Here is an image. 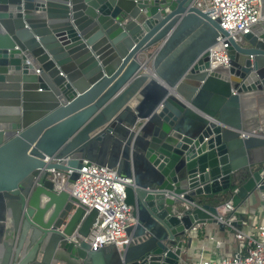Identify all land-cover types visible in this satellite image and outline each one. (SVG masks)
<instances>
[{"label": "water", "instance_id": "obj_1", "mask_svg": "<svg viewBox=\"0 0 264 264\" xmlns=\"http://www.w3.org/2000/svg\"><path fill=\"white\" fill-rule=\"evenodd\" d=\"M260 15L236 40L196 0H0V264H188L196 225L241 229L264 193ZM83 163L130 181L121 247L90 246L97 210L53 174Z\"/></svg>", "mask_w": 264, "mask_h": 264}, {"label": "built area", "instance_id": "obj_2", "mask_svg": "<svg viewBox=\"0 0 264 264\" xmlns=\"http://www.w3.org/2000/svg\"><path fill=\"white\" fill-rule=\"evenodd\" d=\"M196 5L207 10L211 18L218 19L220 26L236 40L262 18L260 0H196ZM217 40L210 51V67L228 64L227 43L221 37ZM53 174L59 178L60 187H66L86 212L97 210L96 221L85 237L92 248L107 244L121 247L128 242L126 228L136 222L132 207L125 203L124 189L129 179L118 176L114 168L95 163H83L72 183H67L68 171L55 170ZM223 210V216L231 212L224 221L229 225L237 214L232 213L234 207L230 201L224 204ZM233 234L245 240L244 250L241 248L216 261L205 259L194 264H264V222L253 226L252 233L241 228Z\"/></svg>", "mask_w": 264, "mask_h": 264}, {"label": "crops", "instance_id": "obj_3", "mask_svg": "<svg viewBox=\"0 0 264 264\" xmlns=\"http://www.w3.org/2000/svg\"><path fill=\"white\" fill-rule=\"evenodd\" d=\"M260 93H257L259 96ZM251 96L248 111L252 114L249 124H258L257 130L264 129V99L260 96L256 100ZM242 216V229L252 233L253 226L264 222V193H259L245 200L240 207ZM245 220V221H244ZM235 228L226 226L219 230L215 224H199L192 232L191 247L185 249L183 258L188 264H194L200 260L210 259L216 261L223 256L242 248L245 240L238 239L233 232Z\"/></svg>", "mask_w": 264, "mask_h": 264}, {"label": "rangeland", "instance_id": "obj_4", "mask_svg": "<svg viewBox=\"0 0 264 264\" xmlns=\"http://www.w3.org/2000/svg\"><path fill=\"white\" fill-rule=\"evenodd\" d=\"M155 47H153L152 49H154ZM260 96L262 97V95L261 94H259V96H257V94H254V95H252V97H254L253 99H257V98H260Z\"/></svg>", "mask_w": 264, "mask_h": 264}, {"label": "bare ground", "instance_id": "obj_5", "mask_svg": "<svg viewBox=\"0 0 264 264\" xmlns=\"http://www.w3.org/2000/svg\"><path fill=\"white\" fill-rule=\"evenodd\" d=\"M65 187V186H64ZM66 188V187H65Z\"/></svg>", "mask_w": 264, "mask_h": 264}]
</instances>
